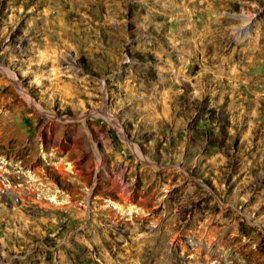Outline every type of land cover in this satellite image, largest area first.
<instances>
[{
    "label": "rangeland",
    "instance_id": "374dc122",
    "mask_svg": "<svg viewBox=\"0 0 264 264\" xmlns=\"http://www.w3.org/2000/svg\"><path fill=\"white\" fill-rule=\"evenodd\" d=\"M0 264H264V0H0Z\"/></svg>",
    "mask_w": 264,
    "mask_h": 264
}]
</instances>
